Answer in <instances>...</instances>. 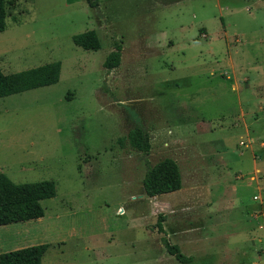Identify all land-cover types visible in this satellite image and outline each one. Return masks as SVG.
Listing matches in <instances>:
<instances>
[{"label": "rangeland", "instance_id": "obj_1", "mask_svg": "<svg viewBox=\"0 0 264 264\" xmlns=\"http://www.w3.org/2000/svg\"><path fill=\"white\" fill-rule=\"evenodd\" d=\"M8 2L2 71H61L0 98V172L56 188L42 217L0 225V253L47 243L41 264H183L165 237L188 264H264V0ZM90 29L98 50L72 41ZM135 126L147 153L128 144ZM165 157L182 186L149 197L143 176Z\"/></svg>", "mask_w": 264, "mask_h": 264}, {"label": "trees", "instance_id": "obj_2", "mask_svg": "<svg viewBox=\"0 0 264 264\" xmlns=\"http://www.w3.org/2000/svg\"><path fill=\"white\" fill-rule=\"evenodd\" d=\"M89 7L96 8L99 0H85ZM8 0H0V32L6 29ZM72 41L85 50H98L101 46L97 32L93 29L72 35ZM121 45L113 42V50L106 56L103 66L112 70L120 65ZM61 62L53 61L22 71L4 73L0 67V98L26 90L57 83L60 77ZM128 144L141 152L151 148L150 136L140 126L127 132ZM122 142V140L120 141ZM143 190L149 197L179 190L182 177L176 161L165 157L147 167L142 179ZM55 182L45 179L34 182H13L5 173L0 172V225L38 219L44 215L41 200L54 197ZM164 215L157 217V230L164 232ZM163 245L171 256L183 264L192 261V256L183 254L179 247L162 237ZM48 248L47 243L29 245L0 253V264H41Z\"/></svg>", "mask_w": 264, "mask_h": 264}, {"label": "crops", "instance_id": "obj_3", "mask_svg": "<svg viewBox=\"0 0 264 264\" xmlns=\"http://www.w3.org/2000/svg\"><path fill=\"white\" fill-rule=\"evenodd\" d=\"M193 258V257H192Z\"/></svg>", "mask_w": 264, "mask_h": 264}]
</instances>
